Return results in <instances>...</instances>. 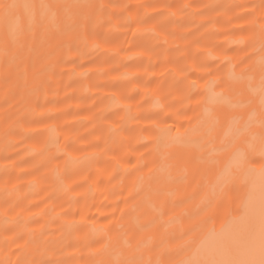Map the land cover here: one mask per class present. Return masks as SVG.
<instances>
[{
  "label": "bare ground",
  "instance_id": "bare-ground-1",
  "mask_svg": "<svg viewBox=\"0 0 264 264\" xmlns=\"http://www.w3.org/2000/svg\"><path fill=\"white\" fill-rule=\"evenodd\" d=\"M9 2L34 5L36 26L21 9L6 44L0 17V264H179L208 229L248 227L237 183L188 231L233 148L257 181L264 164L248 149L264 138V0ZM165 128L181 143L157 150Z\"/></svg>",
  "mask_w": 264,
  "mask_h": 264
},
{
  "label": "snow or ice",
  "instance_id": "snow-or-ice-1",
  "mask_svg": "<svg viewBox=\"0 0 264 264\" xmlns=\"http://www.w3.org/2000/svg\"><path fill=\"white\" fill-rule=\"evenodd\" d=\"M40 8L42 10L41 21L55 25V6L41 4ZM21 9L28 13L27 29L31 31L36 26L35 6L0 0V17L10 21L4 34L6 44H15L25 31L24 26L20 24ZM261 11L262 17H264V8ZM259 28L264 33V24L259 25ZM261 47H264V43L261 44ZM257 63L264 73V55L258 58ZM233 78L242 79L237 76ZM194 85L195 82H193ZM211 98L215 101L218 98L217 94L212 93ZM262 103H264V96H262ZM160 132L162 137L157 138V150H159L161 139L166 140L165 147L181 143L179 136L168 135L170 128L160 129ZM234 143L235 141H233ZM248 149L252 154L259 155L261 160H264V138L261 139L258 149L252 144H248ZM216 154L215 150L209 153L208 159L202 163H214ZM167 159L166 155H162L159 171L164 174H169V170L173 167L167 163ZM232 161V165L221 170L215 182L208 186L207 191L200 197L197 203L198 213L201 214L200 218L192 224L188 231L202 230L214 219L223 215L230 203L233 185L237 183H242L247 188L242 210L248 227L238 234H226L223 231L224 225H222L220 233H217L214 228L208 229L205 237L206 243H201L194 255L185 257L179 261V264H264V164L259 169L257 181L254 175L256 170L251 166L249 156L243 147L233 148ZM143 179V177L139 178L140 184L143 183ZM169 179H171L170 175ZM233 219L235 217L229 213V219L225 224ZM192 243L195 241L190 242L187 246L190 247Z\"/></svg>",
  "mask_w": 264,
  "mask_h": 264
}]
</instances>
